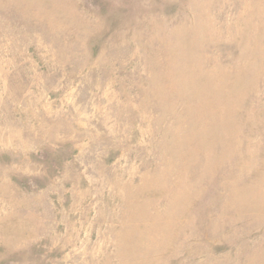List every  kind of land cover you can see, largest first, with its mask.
Listing matches in <instances>:
<instances>
[{"label":"rangeland","instance_id":"1","mask_svg":"<svg viewBox=\"0 0 264 264\" xmlns=\"http://www.w3.org/2000/svg\"><path fill=\"white\" fill-rule=\"evenodd\" d=\"M0 264H264V0H0Z\"/></svg>","mask_w":264,"mask_h":264}]
</instances>
